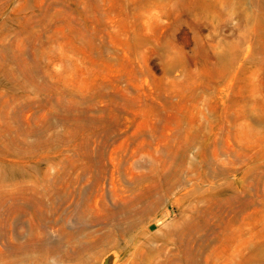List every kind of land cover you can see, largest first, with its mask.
<instances>
[{"label": "rangeland", "instance_id": "1", "mask_svg": "<svg viewBox=\"0 0 264 264\" xmlns=\"http://www.w3.org/2000/svg\"><path fill=\"white\" fill-rule=\"evenodd\" d=\"M0 264H264V0H0Z\"/></svg>", "mask_w": 264, "mask_h": 264}, {"label": "bare ground", "instance_id": "2", "mask_svg": "<svg viewBox=\"0 0 264 264\" xmlns=\"http://www.w3.org/2000/svg\"><path fill=\"white\" fill-rule=\"evenodd\" d=\"M151 225H152V224H150L148 227L151 228ZM108 237H109V236H108ZM106 239H108V238H106Z\"/></svg>", "mask_w": 264, "mask_h": 264}]
</instances>
